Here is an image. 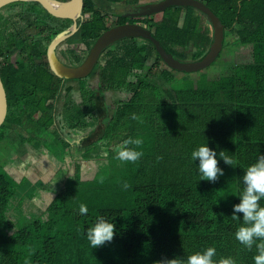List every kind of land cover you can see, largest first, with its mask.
<instances>
[{
  "label": "trees",
  "instance_id": "16d2710c",
  "mask_svg": "<svg viewBox=\"0 0 264 264\" xmlns=\"http://www.w3.org/2000/svg\"><path fill=\"white\" fill-rule=\"evenodd\" d=\"M201 1L222 20L226 38L236 34L232 45L250 47V61L229 62L232 70L218 79L206 73L196 77L168 68L149 41L125 39L115 43L96 69L105 90L113 93L115 109L104 107L83 84L75 92L80 103L73 95L66 97L60 116L56 104L47 103L61 82L39 62L46 45L31 42L29 30L52 34L49 42L72 20L54 16L41 3L23 2L0 19V76L8 101L0 145L13 137L42 150L48 141L42 144L41 136L57 135L59 158L73 164L45 212L22 224L19 219L26 215L21 207L30 201L29 193L0 164V264H160L210 246L217 260L230 256L235 264H253L255 247L249 251L235 239L238 222L230 216L243 191V171L264 153V0ZM140 2L84 0L83 13L92 16L81 24L76 39L92 46L107 29L105 13ZM146 23L181 61L202 58L212 43L209 20L193 8L171 7ZM57 119L70 132L92 131L89 141L74 147L69 138L50 132ZM137 137L143 140L137 149L142 157L135 162L116 159L123 141ZM207 142L224 170L215 183L200 181L199 161L191 160V151ZM92 145L106 152L101 156L100 150L91 151ZM70 147L78 153H69ZM221 154L232 158L233 165L225 164ZM78 155L106 161L85 181ZM83 194L91 205L82 215ZM260 203L264 206V200ZM97 216L114 222L117 234L94 249L86 234Z\"/></svg>",
  "mask_w": 264,
  "mask_h": 264
},
{
  "label": "rangeland",
  "instance_id": "374dc122",
  "mask_svg": "<svg viewBox=\"0 0 264 264\" xmlns=\"http://www.w3.org/2000/svg\"><path fill=\"white\" fill-rule=\"evenodd\" d=\"M147 0H141V3ZM19 3H13L12 5L6 6L5 8L0 10V19L5 17H9L11 14L15 13L19 8L16 5ZM161 17V13L156 15V19ZM237 38L236 34L229 36L226 38L225 43L228 46H225L216 60L210 67L207 69L199 72L191 74V76H199L201 74H207L212 79H218L224 73H230L232 70V66H229L228 63L230 62L232 65H241L245 62L251 60V49L250 47H242L238 48L232 45L234 39ZM116 46L113 44L114 47ZM150 61H153L155 58V53L150 54ZM72 59L74 55H72ZM190 61V60H189ZM231 70L229 71V69ZM85 81H81V83H77V87L82 86ZM93 87L96 91L101 94L97 84L93 81ZM108 101H111L110 97H107ZM110 107H113V104H110ZM51 136H53L51 134ZM45 140L42 139L43 146L42 150L35 149L30 143H23L22 141L14 140L13 137L7 138L0 145V164L6 167L10 172H12L11 177L15 179V181L22 186V191L26 190L29 195L26 197L30 201H25L22 209V214L26 215L23 217V220L19 219V223H27L31 219L41 216L42 213L45 212L48 205L52 202L54 197L58 194L59 190L65 186L66 180L68 177L69 171L73 170V164L69 165V160L59 158L61 143L59 139L56 137H45L44 135L41 136ZM73 137L72 145L78 146L79 139ZM52 141V142H51ZM48 145L49 148H46ZM48 150V151H47ZM86 148L84 149V151ZM89 150V147L87 148ZM92 150H100L101 156H103L106 150L102 147L96 148L92 145ZM68 152L70 153H78L74 150V148H68ZM86 152V151H85ZM100 155V153H99ZM95 157L93 159L82 160V158L78 155L77 159L81 161V172H82V179L83 180H91L95 177L101 163L105 162L106 160L102 159L103 157ZM67 160V161H66ZM64 161L66 162L64 164ZM63 167L59 169L62 165ZM67 164V165H66ZM22 178L25 177V180L18 181L16 177L19 176ZM14 176V177H13ZM22 182V184L20 183ZM35 191V192H34ZM34 192V196L31 200L32 193ZM85 194V193H84ZM84 194L81 197V200L84 201V204L90 206L91 204L87 203V199L85 198ZM16 214V212H15ZM18 216L20 213L17 212ZM116 255H119L118 253Z\"/></svg>",
  "mask_w": 264,
  "mask_h": 264
},
{
  "label": "water",
  "instance_id": "95a60500",
  "mask_svg": "<svg viewBox=\"0 0 264 264\" xmlns=\"http://www.w3.org/2000/svg\"><path fill=\"white\" fill-rule=\"evenodd\" d=\"M41 3L48 12L56 17L70 19L73 24L65 31L59 33L51 41L48 48V59L55 75L63 79H84L98 64L103 52L113 44L130 38L149 41L153 44L160 59L164 64L177 72L194 74L210 67L220 56L226 40L225 26L222 20L201 0H159L142 5L141 12L133 15L136 18L151 17L165 12L171 7L193 8L207 17L212 28V43L208 52L195 61H181L169 53L147 27L139 24H125L103 32L91 47L84 62L76 67H68L62 64L55 50L67 38L73 36L81 24L78 22L84 18V0H0V10L13 3ZM8 110V101L5 87L0 76V126L5 121Z\"/></svg>",
  "mask_w": 264,
  "mask_h": 264
},
{
  "label": "clouds",
  "instance_id": "9594fccd",
  "mask_svg": "<svg viewBox=\"0 0 264 264\" xmlns=\"http://www.w3.org/2000/svg\"><path fill=\"white\" fill-rule=\"evenodd\" d=\"M133 119H135L134 116ZM129 144L135 147H127ZM142 144L143 140L139 137L123 141V144L116 150V159L121 162L137 161L143 155L142 151L137 150ZM217 157V151L210 148L208 142L191 151V160L194 163L199 161L196 167L200 181L215 183L221 176H224V170L218 166ZM220 159L230 166L234 163L232 158L223 154ZM242 183L243 191L237 196L239 202L232 205L230 216L231 220L238 222L234 237L249 251L255 247L254 264H264V206L260 203L264 200V153H259L255 162L243 171ZM124 187L127 188L126 183ZM79 212L82 215L87 214V205L81 203ZM221 215L224 214L221 213ZM116 234L114 222H109L104 216H97L95 222L89 226L86 237L89 245L96 249L105 242H111ZM215 257L216 249L210 246L188 255L186 259H164L160 261V264H235V260L230 256L221 257L219 260Z\"/></svg>",
  "mask_w": 264,
  "mask_h": 264
},
{
  "label": "flooded vegetation",
  "instance_id": "af4514ba",
  "mask_svg": "<svg viewBox=\"0 0 264 264\" xmlns=\"http://www.w3.org/2000/svg\"><path fill=\"white\" fill-rule=\"evenodd\" d=\"M157 1H159V0H157ZM152 2H155V1L147 0V1H144L143 3L140 2L134 6H127L126 8L123 7V9H121L120 11H119V9H116L113 12L105 13L104 17H105V23L107 26V29L105 31H107L108 29H111V28L121 26V25H125V24H139V25H143V26L147 27L148 29H150V27L146 23V21L149 19H155L156 15L151 16V17H141V18L140 17L136 18L133 15L138 14L142 11L140 8L142 5H146V4H149ZM91 16L92 15L90 13L84 14V18L82 20H79L78 22L81 21L80 24H82L84 21L89 20L91 18ZM72 24H73V21H72ZM63 31H65V30H62L61 32H63ZM61 32H59V33H61ZM29 33H30V35H32L31 39H29V40H31V42L33 41L34 43H38L39 41H43L44 45H46V48H45L46 54L39 59L40 61L39 60L38 61L41 64H43V66L49 72L54 74L52 69H51L49 59H48V48H49L51 41L59 33H57L55 36H53V38L49 42L47 41V38H51L50 36H52V34L49 35L50 33H42V34L39 33L38 34V32L33 31V29L29 30ZM76 33L73 36L67 38L63 43L58 45V47L55 50V55L57 56L58 60L62 64L66 65L68 67H76V66L81 65L84 62V60L86 59V57L88 56L91 47L93 46V45L92 46H86L85 42H81V41L77 40L76 39ZM139 40H141V39H139ZM111 49H112V47H109L108 49H106L103 52L98 64L94 68V70L84 79H77V80L76 79H63V78H60L54 74L60 80L61 87H60V90H58V93L56 95H54L55 98L50 99L48 101L47 105L51 106V105L56 104L58 116H60L61 113L63 112V104H64V100L66 97L73 95L75 97V99L80 103L79 93H75V92L77 91V89L80 92V86L77 87V85H79L78 83H81V81H85L84 85L88 88V90L90 92H93L97 98L102 99L103 102H100V103H103L104 107H106L107 109H110V110L115 109V106L113 103V93L105 90V85L102 84L101 77L99 76V72H96V69L99 66V64L102 62V60L104 58H106L107 54L112 51ZM72 55H74L75 59H72ZM13 58H15V55L12 56V59ZM77 81H78V83H77ZM93 81H94V83L97 84V87L99 88L98 90L102 91V92H100L101 94H99V92L96 91L95 88L93 87ZM58 96L61 97L62 99L57 101V98H59ZM107 97H110L111 101H108ZM109 103L113 104V107H110ZM84 110L87 113V116H86L87 120H90L91 115L89 114V111L86 109V106H84ZM58 116H57V118H58ZM60 120H61V117H60ZM60 120H58V123H57V121H55L53 123L54 125L50 128L51 129L50 132H55L58 135H62V137L69 138L68 142H70L71 144H72L71 140H73V137H75V138L79 139V146H82L84 143L86 144V142L89 141L92 131L89 130L86 132H78V133L70 132L68 129L65 128L64 123L62 121L60 122Z\"/></svg>",
  "mask_w": 264,
  "mask_h": 264
},
{
  "label": "crops",
  "instance_id": "0c3cea01",
  "mask_svg": "<svg viewBox=\"0 0 264 264\" xmlns=\"http://www.w3.org/2000/svg\"><path fill=\"white\" fill-rule=\"evenodd\" d=\"M21 175V174H20ZM21 177H22V175H21ZM81 177H82V172H81ZM83 180V179H82ZM86 181V180H85ZM88 181V180H87ZM253 264H254V262H253Z\"/></svg>",
  "mask_w": 264,
  "mask_h": 264
}]
</instances>
